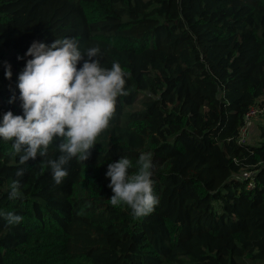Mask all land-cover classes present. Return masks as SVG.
Segmentation results:
<instances>
[{
    "label": "trees",
    "instance_id": "1",
    "mask_svg": "<svg viewBox=\"0 0 264 264\" xmlns=\"http://www.w3.org/2000/svg\"><path fill=\"white\" fill-rule=\"evenodd\" d=\"M64 37L119 62L129 95L59 185L45 161L62 138L23 165L0 138V212L23 217L0 216V264H264V125L259 141H239L264 95V0H0V120L23 115L32 41ZM142 153L159 204L137 218L111 206L105 173L127 157L131 174Z\"/></svg>",
    "mask_w": 264,
    "mask_h": 264
},
{
    "label": "clouds",
    "instance_id": "2",
    "mask_svg": "<svg viewBox=\"0 0 264 264\" xmlns=\"http://www.w3.org/2000/svg\"><path fill=\"white\" fill-rule=\"evenodd\" d=\"M24 56L31 58L18 74L23 115L5 112L0 120V138L12 142L13 155L22 165L30 158L47 157L54 140L62 138L56 146L60 155L45 161L59 185L68 176L64 166L73 158L86 161L97 138L111 127L118 98L129 95V73L119 62L114 61L110 68L103 66L99 46L82 51L74 37L55 38L50 44L34 40ZM80 61L83 63L78 68ZM4 75L11 79L8 64ZM153 167L151 154L144 153L131 174L133 162L127 157L109 163L105 175L110 178L108 187L113 193L111 206H127L137 218L154 212L159 198L153 188ZM24 171L18 169L16 176L22 177ZM10 188V200L21 197L19 180H14ZM0 216L10 226L23 220L12 212H0Z\"/></svg>",
    "mask_w": 264,
    "mask_h": 264
},
{
    "label": "built area",
    "instance_id": "3",
    "mask_svg": "<svg viewBox=\"0 0 264 264\" xmlns=\"http://www.w3.org/2000/svg\"><path fill=\"white\" fill-rule=\"evenodd\" d=\"M264 115V95L254 104H250L244 114V123L240 129V142H248L249 129L253 120ZM247 175L248 173H244Z\"/></svg>",
    "mask_w": 264,
    "mask_h": 264
},
{
    "label": "rangeland",
    "instance_id": "4",
    "mask_svg": "<svg viewBox=\"0 0 264 264\" xmlns=\"http://www.w3.org/2000/svg\"><path fill=\"white\" fill-rule=\"evenodd\" d=\"M264 125V119L262 118H256L253 120L252 126L249 129L248 133V140L251 141H259L260 139V126Z\"/></svg>",
    "mask_w": 264,
    "mask_h": 264
}]
</instances>
